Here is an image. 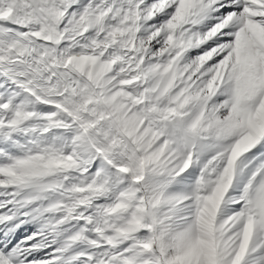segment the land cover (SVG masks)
Here are the masks:
<instances>
[{"label":"snow or ice","instance_id":"6c2138e0","mask_svg":"<svg viewBox=\"0 0 264 264\" xmlns=\"http://www.w3.org/2000/svg\"><path fill=\"white\" fill-rule=\"evenodd\" d=\"M0 264H264V0H0Z\"/></svg>","mask_w":264,"mask_h":264}]
</instances>
